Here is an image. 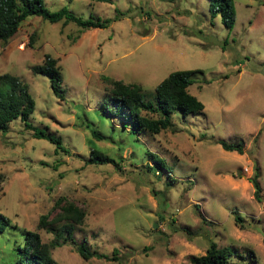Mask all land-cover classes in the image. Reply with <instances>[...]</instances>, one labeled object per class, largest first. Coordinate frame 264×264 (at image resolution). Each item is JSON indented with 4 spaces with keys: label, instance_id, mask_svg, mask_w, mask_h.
I'll use <instances>...</instances> for the list:
<instances>
[{
    "label": "rangeland",
    "instance_id": "obj_1",
    "mask_svg": "<svg viewBox=\"0 0 264 264\" xmlns=\"http://www.w3.org/2000/svg\"><path fill=\"white\" fill-rule=\"evenodd\" d=\"M233 1L228 28L209 0H44L50 10L118 18L82 28L30 14L0 40V73L28 84L29 120L67 149L33 136L19 117L0 130V211L9 217L0 264H15L26 230L52 240L38 222L56 213L60 196L85 209L76 240L108 255L85 259L68 241L51 249L62 264H192L189 256L210 240L236 248L230 264H264V0ZM45 53L63 72L62 99L49 76L31 68ZM186 68L201 69L188 89L203 113L174 110L172 125L152 134L103 108L112 86L105 76L140 83L154 101L156 84ZM217 139L242 141L243 152ZM92 147L118 164L87 162Z\"/></svg>",
    "mask_w": 264,
    "mask_h": 264
},
{
    "label": "trees",
    "instance_id": "obj_2",
    "mask_svg": "<svg viewBox=\"0 0 264 264\" xmlns=\"http://www.w3.org/2000/svg\"><path fill=\"white\" fill-rule=\"evenodd\" d=\"M110 1V0H104ZM209 10L212 16L220 14L225 26L231 28L235 22V5L233 0H209ZM30 14H38L50 21L62 20L63 23L73 21L82 28L105 27L113 18H101L99 15L82 17L75 14L66 6L57 10L46 7L44 0H0V40L7 41L19 28L21 22ZM32 70L46 74L50 78L53 92L59 98H64L62 88L63 72L57 65V58L45 53L41 63L33 64ZM200 68L176 69L170 71L155 86L154 101L146 99L142 91V85L138 82H125L122 79H111V87L106 95L105 108L114 116H120L136 131L157 133L172 125L171 114L179 110L182 114L203 113L204 103L188 89ZM35 107L29 86L14 73L5 71L0 73V130L6 132L9 122L19 117L26 128L33 132L35 137H44L55 144V150H67L60 135L39 127L29 120ZM155 114V115H153ZM94 137L100 138V134L92 129ZM217 142L227 150L243 152L242 141L230 142L225 139H217ZM152 158L164 167L161 158ZM87 162L118 164L115 157L99 150L90 148ZM167 169V168H165ZM168 170V169H167ZM257 173L255 174V176ZM255 192H258L259 182L253 179ZM58 208L56 213L49 218L50 213L40 215L39 227L46 226L54 233L50 241H44L36 230H26L23 243L16 245L17 258L15 264H62L52 256L51 249L65 242L74 244L75 250L85 259L92 256L107 257L104 252H96L85 241H77L74 236L76 224L82 223L85 209L68 199L60 196L55 200L52 210ZM235 220L240 223L242 216L235 211ZM9 223V217L0 211V231ZM241 224V223H240ZM238 255L232 245L219 246L216 241L210 240L205 251L201 254H191L189 261L192 264H230L232 256Z\"/></svg>",
    "mask_w": 264,
    "mask_h": 264
}]
</instances>
